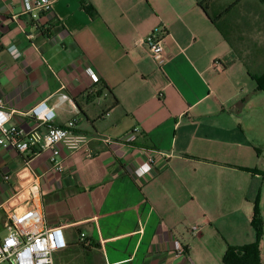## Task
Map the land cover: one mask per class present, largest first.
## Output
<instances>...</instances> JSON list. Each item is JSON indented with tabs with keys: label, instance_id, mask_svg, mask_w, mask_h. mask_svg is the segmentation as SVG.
I'll return each mask as SVG.
<instances>
[{
	"label": "crops",
	"instance_id": "crops-1",
	"mask_svg": "<svg viewBox=\"0 0 264 264\" xmlns=\"http://www.w3.org/2000/svg\"><path fill=\"white\" fill-rule=\"evenodd\" d=\"M52 1L35 21L26 0H0V99L10 125L27 131L36 127L28 113L46 101L54 125L76 121L90 150L61 146L56 169L49 151L0 146V239L28 160L47 226L65 227L55 264H225L229 247L255 243L264 153L253 130L264 112L255 113L257 89L224 19L211 21L223 13H212L215 0L208 14L202 0ZM153 31L166 38L162 67L138 49ZM134 128L131 145L104 142ZM152 150L153 169L138 178Z\"/></svg>",
	"mask_w": 264,
	"mask_h": 264
},
{
	"label": "built area",
	"instance_id": "built-area-1",
	"mask_svg": "<svg viewBox=\"0 0 264 264\" xmlns=\"http://www.w3.org/2000/svg\"><path fill=\"white\" fill-rule=\"evenodd\" d=\"M26 11L32 13L34 10L49 12L53 8L52 0H38L32 6L26 0ZM32 18L39 20L38 13H32ZM165 42L163 33L153 31L141 39L138 49H144L150 58L162 67L165 63ZM95 84L99 78L91 68L86 69ZM66 98V96H63ZM28 115L36 122V127L27 131L21 127L10 125L12 113L9 112L3 99H0V146L4 149H12L26 155L33 150L49 151L50 161L54 168H62L61 146H65L71 153L89 152L90 139L76 131V121L68 122L64 127L54 125L56 118L55 108L50 107L46 101L35 105ZM40 128H45L41 133ZM139 129L134 128L126 138L121 141L105 139L109 144L131 145L137 140ZM150 151L147 161L137 168L134 173L138 178L148 175L154 164V157ZM147 166V171L142 169ZM25 182L13 195V207L7 211V224L5 237L0 239V264H55L54 255L59 251L67 249L68 243L64 233V226H47L43 213V199L41 191V177L36 175L30 161L25 160ZM21 175L19 174V177ZM11 180V176L5 177ZM198 228H193V233H198ZM90 245V241L85 242ZM175 251L182 255L185 249L180 242L175 243Z\"/></svg>",
	"mask_w": 264,
	"mask_h": 264
},
{
	"label": "rangeland",
	"instance_id": "rangeland-1",
	"mask_svg": "<svg viewBox=\"0 0 264 264\" xmlns=\"http://www.w3.org/2000/svg\"><path fill=\"white\" fill-rule=\"evenodd\" d=\"M237 0H215L211 3L212 13L225 12L235 4ZM227 21H232L229 27ZM234 21V22H233ZM222 28L230 36L231 43L252 72L260 73L264 70V0H242L241 4L234 7L221 23ZM231 26V25H230ZM254 83L255 113L264 112V92L258 90L255 80L248 79V83ZM258 112V113H259ZM253 130L254 145L260 146L264 153V118L258 122ZM262 199V198H261ZM262 218L264 216V189L263 199L259 202ZM264 220V219H263ZM264 237V235H263ZM263 251H264V238ZM262 241V240H261Z\"/></svg>",
	"mask_w": 264,
	"mask_h": 264
},
{
	"label": "trees",
	"instance_id": "trees-1",
	"mask_svg": "<svg viewBox=\"0 0 264 264\" xmlns=\"http://www.w3.org/2000/svg\"><path fill=\"white\" fill-rule=\"evenodd\" d=\"M212 1L213 0L199 1L200 6L205 10L207 14H208L207 11L208 4H210ZM241 2L242 0H237L234 5L228 8L225 12L221 13V15H219L217 18L210 17L211 21L217 27H219L218 20L224 19L229 13H231L233 8L240 5ZM90 12L94 14L95 11L92 10ZM227 23L228 25L230 24L229 21H227ZM225 38H227L228 41H231L228 35H225ZM248 71L251 78H253L256 81L258 85V90L264 92V70L261 71L260 73L252 72L250 69ZM259 202H260L259 200L255 202L254 215L252 219V226L255 229L257 235V241L253 244L244 247H229L224 257L225 264H262L259 245L264 235V220L261 215Z\"/></svg>",
	"mask_w": 264,
	"mask_h": 264
},
{
	"label": "clouds",
	"instance_id": "clouds-1",
	"mask_svg": "<svg viewBox=\"0 0 264 264\" xmlns=\"http://www.w3.org/2000/svg\"><path fill=\"white\" fill-rule=\"evenodd\" d=\"M147 170H148L147 166H145V167L142 169V171H147Z\"/></svg>",
	"mask_w": 264,
	"mask_h": 264
}]
</instances>
